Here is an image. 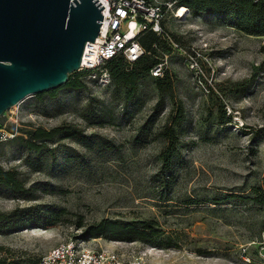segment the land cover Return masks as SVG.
<instances>
[{
    "label": "rangeland",
    "instance_id": "rangeland-1",
    "mask_svg": "<svg viewBox=\"0 0 264 264\" xmlns=\"http://www.w3.org/2000/svg\"><path fill=\"white\" fill-rule=\"evenodd\" d=\"M179 6L165 8L168 36L156 49L170 94L160 97L147 75L125 100L106 70L79 75L78 68L63 85L0 115V169L15 172L25 190L0 183V212L30 208L48 219L0 229V264H35L70 239L150 264H264V36L213 16L177 17ZM191 45L199 47L198 63L183 53ZM56 126L94 140L88 147L78 134H60L38 153L42 167L28 165L23 131ZM164 127L176 136L167 164ZM103 219L147 223L157 234L142 241L83 233Z\"/></svg>",
    "mask_w": 264,
    "mask_h": 264
},
{
    "label": "water",
    "instance_id": "water-1",
    "mask_svg": "<svg viewBox=\"0 0 264 264\" xmlns=\"http://www.w3.org/2000/svg\"><path fill=\"white\" fill-rule=\"evenodd\" d=\"M101 8L98 0H0V115L78 70Z\"/></svg>",
    "mask_w": 264,
    "mask_h": 264
},
{
    "label": "trees",
    "instance_id": "trees-1",
    "mask_svg": "<svg viewBox=\"0 0 264 264\" xmlns=\"http://www.w3.org/2000/svg\"><path fill=\"white\" fill-rule=\"evenodd\" d=\"M172 6H185L193 15L198 16H213L218 18L223 24L233 26L247 34L264 36V0H173ZM180 7V6H179ZM161 26L163 28L162 22ZM164 30V29H163ZM166 31L162 34H157L151 30L141 32L138 37V42L144 48V53L135 61L127 62L122 55H116L106 60L100 68L106 70L115 85L121 86L125 90V100H129L135 96L138 82L147 75H151L150 70L162 58L156 55L157 47L161 46L162 42L166 41ZM163 40V41H162ZM89 71L84 70L82 74H87ZM164 73V69H163ZM161 77L156 78V84L160 91V97L164 94L171 93L172 80L170 75L165 72ZM71 88H78L80 81L75 78L68 82ZM51 89L50 91H52ZM181 114V104H178V116ZM26 135L19 139V143L28 151V165L40 168L43 165L40 163L38 153L42 148L45 150L44 143L51 141L54 137L60 134L73 136L78 134L86 138L88 141H83L86 146H90L89 141L94 140L91 135H85L78 129L72 126H56L49 130L36 127L23 131ZM162 134L168 139V146L163 153L164 164L169 162L173 148L176 142V136L171 127H164ZM17 135L14 137L16 139ZM48 151V149H47ZM0 183L15 192H24L21 183L15 176V172L1 171ZM225 202V201H223ZM218 201L217 203H223ZM34 217L30 208L20 209L15 208L8 213L0 212V229L7 228L12 231L21 229L28 224H44L47 218ZM140 225L135 223L125 222L117 219H103L99 222L89 224L85 227L83 233L89 236L109 235L114 239L133 240L140 239L142 241H153L156 231L150 229L147 223L140 222Z\"/></svg>",
    "mask_w": 264,
    "mask_h": 264
},
{
    "label": "built area",
    "instance_id": "built-area-1",
    "mask_svg": "<svg viewBox=\"0 0 264 264\" xmlns=\"http://www.w3.org/2000/svg\"><path fill=\"white\" fill-rule=\"evenodd\" d=\"M102 5L100 29L93 42H87L80 62V70L93 71L106 60L122 55L127 62L137 60L145 51L138 42L141 32H164L161 22L165 8L173 0H98ZM174 47L178 45L171 41ZM183 51L190 63H198L199 47L191 45ZM161 60L150 70L151 75L161 76ZM89 75V74H88ZM35 264H150L138 257H131L112 247L92 246L83 239L59 242L47 249Z\"/></svg>",
    "mask_w": 264,
    "mask_h": 264
},
{
    "label": "bare ground",
    "instance_id": "bare-ground-1",
    "mask_svg": "<svg viewBox=\"0 0 264 264\" xmlns=\"http://www.w3.org/2000/svg\"><path fill=\"white\" fill-rule=\"evenodd\" d=\"M187 13H188L187 8L185 6H181L176 11L175 16L185 18Z\"/></svg>",
    "mask_w": 264,
    "mask_h": 264
}]
</instances>
